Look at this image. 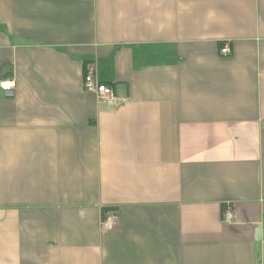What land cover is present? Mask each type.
<instances>
[{
  "label": "crops",
  "instance_id": "0c3cea01",
  "mask_svg": "<svg viewBox=\"0 0 264 264\" xmlns=\"http://www.w3.org/2000/svg\"><path fill=\"white\" fill-rule=\"evenodd\" d=\"M2 79L0 264H264V0H0Z\"/></svg>",
  "mask_w": 264,
  "mask_h": 264
},
{
  "label": "built area",
  "instance_id": "2783aa9c",
  "mask_svg": "<svg viewBox=\"0 0 264 264\" xmlns=\"http://www.w3.org/2000/svg\"><path fill=\"white\" fill-rule=\"evenodd\" d=\"M222 53H228L229 48L224 45L221 48ZM82 89L94 95L96 102L103 106H116L120 105L122 100L118 97L113 87L107 83L100 81L91 69H88L82 77ZM15 87L13 79L0 80V88L3 91L11 90ZM235 218L232 211H226L222 218L224 222L228 223ZM117 216L113 212L105 213L101 216L99 226L103 230H111L116 226Z\"/></svg>",
  "mask_w": 264,
  "mask_h": 264
}]
</instances>
